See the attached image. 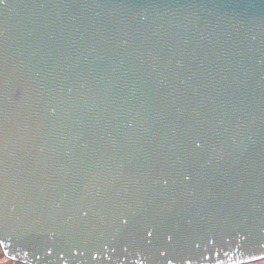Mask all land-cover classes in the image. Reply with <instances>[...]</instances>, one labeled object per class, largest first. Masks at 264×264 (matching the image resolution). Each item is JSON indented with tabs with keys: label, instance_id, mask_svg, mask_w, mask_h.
Segmentation results:
<instances>
[{
	"label": "water",
	"instance_id": "obj_1",
	"mask_svg": "<svg viewBox=\"0 0 264 264\" xmlns=\"http://www.w3.org/2000/svg\"><path fill=\"white\" fill-rule=\"evenodd\" d=\"M0 247L264 259V0H0Z\"/></svg>",
	"mask_w": 264,
	"mask_h": 264
},
{
	"label": "rangeland",
	"instance_id": "obj_2",
	"mask_svg": "<svg viewBox=\"0 0 264 264\" xmlns=\"http://www.w3.org/2000/svg\"><path fill=\"white\" fill-rule=\"evenodd\" d=\"M0 264H25L19 261H15V260H11L10 258H7L1 247H0ZM242 264H264V259H260L257 261H253V262H247V263H242Z\"/></svg>",
	"mask_w": 264,
	"mask_h": 264
}]
</instances>
